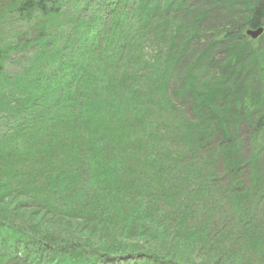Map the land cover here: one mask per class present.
Masks as SVG:
<instances>
[{"label":"trees","instance_id":"trees-1","mask_svg":"<svg viewBox=\"0 0 264 264\" xmlns=\"http://www.w3.org/2000/svg\"><path fill=\"white\" fill-rule=\"evenodd\" d=\"M0 1V264H243L231 245L214 250L209 222L187 226L203 174L155 139L156 115L172 109L164 86L177 61L163 69L154 104L120 66L126 44L136 48L143 30L148 36L133 0L111 8L108 0ZM263 12L264 4L251 7L216 35L252 46L243 30L260 27ZM200 78L194 69L186 77L199 99ZM221 91L195 100L199 111ZM263 103L261 91L247 113ZM255 126L263 130L264 111ZM225 151L237 157V148ZM197 252L213 260L196 261Z\"/></svg>","mask_w":264,"mask_h":264},{"label":"rangeland","instance_id":"rangeland-1","mask_svg":"<svg viewBox=\"0 0 264 264\" xmlns=\"http://www.w3.org/2000/svg\"><path fill=\"white\" fill-rule=\"evenodd\" d=\"M116 2L108 0L106 7H113ZM132 2L131 12L138 13L141 25L147 26L148 36L144 38L143 30L136 48L135 44H126L125 58L120 66L131 76L128 82L142 87L153 104L165 87V96L172 109L160 110L161 116L156 115L161 121L155 135V139H159L158 146L173 157L179 154L187 163L185 165L199 167L204 177V182L200 183L203 190L199 201L193 205L194 212L187 216V226L201 229L209 222L210 228L217 233V243L212 244L215 251L223 253L231 245V253L242 251L235 256L243 264H264V256L260 255L264 252V128L256 132L255 126L264 111V103L261 111L255 109L249 114L246 109L248 101L255 104L261 91L264 92L261 88L264 68L263 63H259L264 59V32L252 46L243 39L231 37L223 41L222 36L216 35L225 31V27L232 29L251 7L264 4V0ZM260 27L264 29V12ZM172 42L173 52L169 47ZM186 42V52L179 57L178 46ZM204 54L205 58L199 61ZM174 61H177L176 71L170 73L172 77L163 87L161 73ZM191 69H194V75L201 77L195 90L202 98L212 89L222 90L214 101L207 105L203 103L200 111L195 102L199 96L186 89V77ZM152 116L154 120L155 114ZM212 126L216 127L215 131ZM136 128L141 129L139 125ZM230 146L237 148L236 158L230 159L224 154L225 150L229 154ZM220 149H224L223 152ZM233 159L238 161L235 168L229 164ZM230 167L232 173H228ZM257 177L259 185L252 189L253 178ZM238 210L245 213L243 223L237 215ZM249 233L252 239L245 246L242 242L245 243ZM234 244L242 246L235 247ZM194 255L192 253L193 259ZM197 255L200 253H196V261L213 260Z\"/></svg>","mask_w":264,"mask_h":264},{"label":"water","instance_id":"water-1","mask_svg":"<svg viewBox=\"0 0 264 264\" xmlns=\"http://www.w3.org/2000/svg\"><path fill=\"white\" fill-rule=\"evenodd\" d=\"M263 33V29L262 28H258L256 30H248L246 32V35L249 36L252 40L258 38L261 34Z\"/></svg>","mask_w":264,"mask_h":264}]
</instances>
